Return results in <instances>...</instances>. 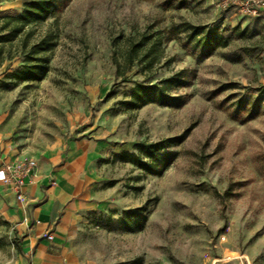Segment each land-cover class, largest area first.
I'll return each instance as SVG.
<instances>
[{
    "label": "rangeland",
    "instance_id": "rangeland-1",
    "mask_svg": "<svg viewBox=\"0 0 264 264\" xmlns=\"http://www.w3.org/2000/svg\"><path fill=\"white\" fill-rule=\"evenodd\" d=\"M23 2L0 0V25ZM181 22L217 27L228 45L200 57L183 45V32L171 31ZM27 30L26 49L23 35L0 46V160L63 151L79 138L105 144L91 165L97 207L81 215L72 237L79 264H264L262 18L227 0H64ZM43 37L54 43L47 74L16 82L10 74ZM157 38L162 52L152 75L142 62L125 82L115 76L114 60L123 64L130 42L148 48ZM178 72L188 81L170 90L180 106L127 109L134 84ZM185 130L172 147L176 160L159 175L113 158ZM132 208H144L146 221L126 232L118 218ZM0 264H25L21 237L1 207Z\"/></svg>",
    "mask_w": 264,
    "mask_h": 264
},
{
    "label": "trees",
    "instance_id": "trees-1",
    "mask_svg": "<svg viewBox=\"0 0 264 264\" xmlns=\"http://www.w3.org/2000/svg\"><path fill=\"white\" fill-rule=\"evenodd\" d=\"M64 0H24L20 14L1 18L0 46L5 42H11L23 35L21 47H27V34L32 35L28 26L43 24L49 17L60 11ZM171 31L176 34L183 32L185 40L183 45H191L200 57L212 54L218 48L228 45V38L217 27L193 25L181 22L173 26ZM161 40L157 38L152 45L146 47L145 40L130 42L124 56L123 64L114 60L115 76L121 81H126V72L134 64L144 62L143 68L152 75V66L158 60ZM54 43L52 39L45 37L33 40L28 50L24 52L23 62L20 67L10 74L16 82L41 81L48 72L49 58L47 53L51 51ZM1 49V48H0ZM1 66V62H0ZM187 79L178 72L168 76L159 82L152 84L136 83L129 90V100L125 103L128 110H137L147 104H156L166 107H178L183 103L180 95L172 94L170 90L185 87ZM110 93V92H108ZM252 117V116H250ZM188 130L177 136L160 139L157 141H139L132 146L131 151L122 150L113 155L119 162L130 163L136 168L151 175H159L176 160L178 153L172 147L181 144L186 138ZM146 216L144 208H132L122 212L118 223L126 232L141 231L145 225Z\"/></svg>",
    "mask_w": 264,
    "mask_h": 264
},
{
    "label": "crops",
    "instance_id": "crops-1",
    "mask_svg": "<svg viewBox=\"0 0 264 264\" xmlns=\"http://www.w3.org/2000/svg\"><path fill=\"white\" fill-rule=\"evenodd\" d=\"M104 145L96 138H79L63 151L19 154L36 164L26 177L24 200H16L0 183V207L21 237L25 264H79L72 237L81 215L97 207L91 165Z\"/></svg>",
    "mask_w": 264,
    "mask_h": 264
},
{
    "label": "built area",
    "instance_id": "built-area-1",
    "mask_svg": "<svg viewBox=\"0 0 264 264\" xmlns=\"http://www.w3.org/2000/svg\"><path fill=\"white\" fill-rule=\"evenodd\" d=\"M228 5L237 6L238 11L244 16L264 20V0H227ZM35 165V160L26 156L0 160V183L14 194L16 200H24L23 188L26 177ZM46 238L51 240L52 235L47 234Z\"/></svg>",
    "mask_w": 264,
    "mask_h": 264
}]
</instances>
